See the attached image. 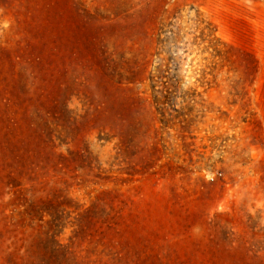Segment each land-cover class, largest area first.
Segmentation results:
<instances>
[{
  "label": "rangeland",
  "instance_id": "obj_1",
  "mask_svg": "<svg viewBox=\"0 0 264 264\" xmlns=\"http://www.w3.org/2000/svg\"><path fill=\"white\" fill-rule=\"evenodd\" d=\"M0 264H264V0H0Z\"/></svg>",
  "mask_w": 264,
  "mask_h": 264
}]
</instances>
